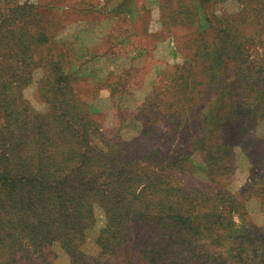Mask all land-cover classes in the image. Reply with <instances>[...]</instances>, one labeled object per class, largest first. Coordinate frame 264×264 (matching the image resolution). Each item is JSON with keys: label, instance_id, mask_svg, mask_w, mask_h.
Instances as JSON below:
<instances>
[{"label": "trees", "instance_id": "1", "mask_svg": "<svg viewBox=\"0 0 264 264\" xmlns=\"http://www.w3.org/2000/svg\"><path fill=\"white\" fill-rule=\"evenodd\" d=\"M161 3L183 61L127 107L141 67L84 90L53 6L0 0V264H264V0Z\"/></svg>", "mask_w": 264, "mask_h": 264}, {"label": "rangeland", "instance_id": "2", "mask_svg": "<svg viewBox=\"0 0 264 264\" xmlns=\"http://www.w3.org/2000/svg\"><path fill=\"white\" fill-rule=\"evenodd\" d=\"M161 1L163 0H41L42 3L53 6L49 7V10L54 13L55 21L58 22L60 40L72 43L73 47L70 51L72 58L82 63V66L76 63V68L80 66L77 71L81 74L86 73L81 82L84 90H89L97 81H102L111 70L119 72L130 68L132 63L141 67L144 86H140L143 88H138L133 96L122 99L121 103L127 107L135 106L144 98L151 89L153 80L166 67L165 62L183 61V56L177 53L176 40L166 32ZM239 7L237 2L228 1L220 3L217 10L218 12L225 8L236 10ZM131 25L136 28L145 27L144 31L148 34H139L140 36L134 38L127 37L125 28ZM134 41L144 43L147 49L129 48L131 44L134 45ZM256 41L261 45V39L257 38ZM263 50L261 48V51ZM34 91L32 85L25 90V93L35 105H38ZM100 92L101 97L97 100L98 108L107 113L108 124H113L115 107L109 99L110 90L104 87ZM197 158L199 159L198 156ZM241 163L234 184L235 189L240 188L249 181L250 176L252 177L246 159ZM258 172L261 171L253 170V173ZM250 203L249 209L254 221L263 224L264 195H254ZM63 259L64 255L60 252L57 261L61 264Z\"/></svg>", "mask_w": 264, "mask_h": 264}]
</instances>
